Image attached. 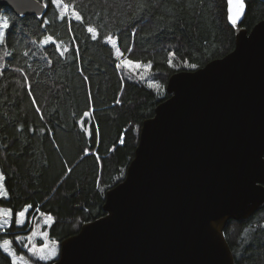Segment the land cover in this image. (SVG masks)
I'll use <instances>...</instances> for the list:
<instances>
[{"label": "trees", "instance_id": "1", "mask_svg": "<svg viewBox=\"0 0 264 264\" xmlns=\"http://www.w3.org/2000/svg\"><path fill=\"white\" fill-rule=\"evenodd\" d=\"M38 1L48 5L45 18L0 9L9 23L0 44V170L8 193L0 208L12 213L0 243L10 239L16 248V236L28 229L18 226L21 211L29 220L51 217L44 229L59 242L103 217L107 192L125 180L143 123L167 99L170 77L236 45L227 0H62L68 17L75 9L82 23L61 20L51 0ZM263 20L264 0L249 2L243 27L251 31ZM49 37L54 43H45ZM109 37L122 57L150 64L161 87L125 76ZM225 235L236 264H264V209L231 221ZM0 264H13L1 244Z\"/></svg>", "mask_w": 264, "mask_h": 264}, {"label": "water", "instance_id": "2", "mask_svg": "<svg viewBox=\"0 0 264 264\" xmlns=\"http://www.w3.org/2000/svg\"><path fill=\"white\" fill-rule=\"evenodd\" d=\"M233 24L235 49L172 75L144 121L125 180L104 216L61 243L52 264H236L225 231L264 209V20ZM38 0H0L20 18H45Z\"/></svg>", "mask_w": 264, "mask_h": 264}, {"label": "rangeland", "instance_id": "3", "mask_svg": "<svg viewBox=\"0 0 264 264\" xmlns=\"http://www.w3.org/2000/svg\"><path fill=\"white\" fill-rule=\"evenodd\" d=\"M5 20L7 21L6 17L0 13V25H2ZM4 31L6 34L7 29ZM117 47H118V44H116V47H114L115 52H116ZM119 60H120L121 71L123 72L125 76H129L133 78L136 77L137 79L141 81H145L150 87H154V86H151V85H155V83L152 81L150 77V68L148 66L140 64V63H134V62L132 65H126L125 61H127L128 59L122 57V55L119 57ZM136 64H140V67H136ZM1 66H2V57H0V71H1ZM0 173H2L1 170H0ZM0 183H2L3 185L2 190L6 191L5 186H4V179ZM11 218H10V225L12 222ZM4 219H7V217L0 216V223H2ZM19 220H22L23 223L22 224L18 223V226L23 227L27 225L28 229L26 231L24 230L21 231L20 233H22V235L16 236V241L19 244L20 248L28 251V254L26 255V254L19 253L18 252L19 247L18 248L13 247L12 241L10 239H4L3 241H1L0 243L1 247L3 248L5 240L11 241V245L9 246V249L11 252L15 254L17 264H25V262L26 264H37V263L47 264V263L57 261L60 256V249H61L62 242H59L58 240H52L47 234L46 230L44 229L46 226L49 227L52 224V221H53L52 218L49 219V217L47 216L40 215L35 220L34 219L29 220L28 210H27L25 211V217H22V218L19 217ZM10 227L11 226L6 225L4 228L0 229V233L8 234ZM53 248H55L56 254L51 259L42 260L38 258L40 255H48V253H50ZM33 250H35V254ZM11 258L13 259V256H11Z\"/></svg>", "mask_w": 264, "mask_h": 264}, {"label": "snow or ice", "instance_id": "4", "mask_svg": "<svg viewBox=\"0 0 264 264\" xmlns=\"http://www.w3.org/2000/svg\"><path fill=\"white\" fill-rule=\"evenodd\" d=\"M51 2L57 7L61 9V15H60V19L64 20L66 17L68 18L69 23H71V21L74 19L77 22H83V17L81 16V14L76 11L75 9H72L73 15L71 17H68V12H69V4L68 3H63L62 0H51ZM229 4H230V12L233 10V5H232V0H229ZM47 7V5H45ZM235 8V12L233 13V15L230 16V19L232 21L233 24L237 23V19L240 15H242L244 9H245V4L243 2V0H237V3H235L234 5ZM9 24L8 22L5 20L3 22L2 25H0V44L5 43V31L6 29H8ZM87 31L89 33L92 34V38L93 39H97L98 38V32L95 28L93 27H88ZM108 40L112 43L113 47H116L117 41L115 39H113L112 37H109ZM49 42H53L51 37H49L45 43H49ZM63 54V53H61ZM122 55L121 50L117 47L116 48V56L117 58H119ZM170 55H175V53H171ZM169 63L171 64V60H169ZM126 65H132L133 62L131 60H127L125 61ZM189 67L195 68L196 65L195 64H190L188 65ZM136 67H140V64H136ZM148 67L150 68L151 65L149 64ZM157 88H160L161 86L158 84L155 85H151ZM85 116L88 115V113H84ZM87 131V129H86ZM69 171H71V169H69ZM4 179L3 174L0 173V182H2ZM3 189V185L2 183H0V196L7 198L8 193L7 191L2 190ZM30 207V206H29ZM0 216L3 217H7V219H4L2 223H0V229L4 228L6 225L7 226H11L10 225V218L12 216V213L10 210H4V209H0ZM19 217H25V212L21 211L18 214ZM49 219H51V217H49ZM18 223H23L22 220H18ZM22 239V238H21ZM11 245V241L5 240L4 241V245H3V250L8 253L9 255L13 256V264H17V260L15 258V254L13 252L10 251L9 246ZM34 254H35V250H33ZM56 254V250L55 248L52 249V251L50 253H48V255H40L38 258L42 259V260H48L51 259L54 255ZM26 264V262H25Z\"/></svg>", "mask_w": 264, "mask_h": 264}]
</instances>
